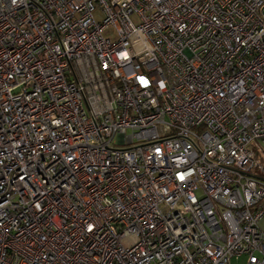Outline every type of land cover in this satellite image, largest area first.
I'll list each match as a JSON object with an SVG mask.
<instances>
[{"label":"built area","instance_id":"2783aa9c","mask_svg":"<svg viewBox=\"0 0 264 264\" xmlns=\"http://www.w3.org/2000/svg\"><path fill=\"white\" fill-rule=\"evenodd\" d=\"M264 0H0V264H264Z\"/></svg>","mask_w":264,"mask_h":264},{"label":"rangeland","instance_id":"374dc122","mask_svg":"<svg viewBox=\"0 0 264 264\" xmlns=\"http://www.w3.org/2000/svg\"><path fill=\"white\" fill-rule=\"evenodd\" d=\"M260 160H264L260 157ZM229 264H245V257L242 256L238 259H232Z\"/></svg>","mask_w":264,"mask_h":264},{"label":"crops","instance_id":"0c3cea01","mask_svg":"<svg viewBox=\"0 0 264 264\" xmlns=\"http://www.w3.org/2000/svg\"><path fill=\"white\" fill-rule=\"evenodd\" d=\"M259 161H260L262 164H264V160H260V158H259ZM259 227H260V229H261L262 231H264V220L260 221V223H259Z\"/></svg>","mask_w":264,"mask_h":264},{"label":"trees","instance_id":"16d2710c","mask_svg":"<svg viewBox=\"0 0 264 264\" xmlns=\"http://www.w3.org/2000/svg\"><path fill=\"white\" fill-rule=\"evenodd\" d=\"M260 155H259V153L258 152H256V158L259 160V157Z\"/></svg>","mask_w":264,"mask_h":264}]
</instances>
